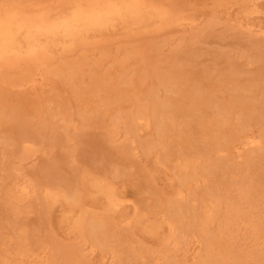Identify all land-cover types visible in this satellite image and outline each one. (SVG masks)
Listing matches in <instances>:
<instances>
[{
	"label": "bare ground",
	"instance_id": "obj_1",
	"mask_svg": "<svg viewBox=\"0 0 264 264\" xmlns=\"http://www.w3.org/2000/svg\"><path fill=\"white\" fill-rule=\"evenodd\" d=\"M206 1H215L217 8L240 7V20L246 22L263 13L260 4L264 0ZM196 23V17L172 0H0V78L19 69L16 86L43 85L49 77L67 69L55 65L58 52L63 56L99 36L122 29L158 32L173 26L194 28ZM216 24L215 19H209V27ZM245 30L264 34V28L255 23H248ZM159 77L161 83L170 84L175 93L188 101L187 106L154 98L133 112L116 114L106 142L116 144L120 124L126 126L127 134L137 133L143 123L147 127L154 125L158 138L146 140L141 146L145 152H156L157 167L172 163L179 183L174 195L162 208H136L131 217L125 211L121 219L112 222L110 214L125 210L131 202L117 185L119 165L110 162L99 169L72 160L69 173L54 168L41 178L26 175L20 179L22 166L35 156L40 140L24 134L12 143L11 138L1 137L13 145V153L5 161L1 178L5 185L0 194V216L5 215L6 225L14 232L0 242V259L5 258L1 247L11 240L17 242L14 254L34 255L42 248L43 240L32 241L34 238L19 221L25 201L33 198L46 213L64 203L60 222L68 233L80 238L79 243L59 254L56 264H89L84 253L87 243L92 252L104 253L103 264L110 253L115 257L126 254L129 261L137 262L144 247L122 234L123 224L158 239L165 247L161 253L169 262V245L175 252L187 254L193 248L194 252L198 250L197 244L202 243L205 255L194 264H264V247L240 250L232 241L242 225L251 228L255 239L264 238V129L259 136L252 135L255 114L248 89L230 75L225 78L230 99L211 97L205 103L197 96L200 88L195 82L182 79L184 83L173 74ZM205 104L213 108L210 117L206 116ZM262 110L259 117L264 123V103ZM248 146L257 148L246 157L248 167L256 169L250 177L228 158L234 150L240 156V150ZM87 199L101 205L103 214L91 212ZM215 223L218 232L211 230ZM155 262L158 261L154 257L148 260V264Z\"/></svg>",
	"mask_w": 264,
	"mask_h": 264
},
{
	"label": "rangeland",
	"instance_id": "obj_2",
	"mask_svg": "<svg viewBox=\"0 0 264 264\" xmlns=\"http://www.w3.org/2000/svg\"><path fill=\"white\" fill-rule=\"evenodd\" d=\"M172 1L196 17L194 28L173 26L158 32L138 29L108 32L89 45H80L74 52L63 56L58 52L55 65L67 69L64 73H55L52 79L48 76L43 85L16 86L19 69L2 74L0 194L5 185L1 181L5 161L13 153V145L5 143L1 137H9L10 142L16 143L28 134L38 138L40 145L32 160L22 166L20 179H25L26 175L41 178L54 168L69 173L72 160L99 169L115 162L121 169L117 178L119 191L131 202L125 210L110 214L112 222L121 219L125 211L131 217L136 208L143 211L153 206L162 208L179 183L172 163H168V167H157L156 152L142 149L144 141L158 138L155 126L147 127L143 123L137 133L127 134L126 126L120 124L115 145L107 144L106 135L116 114L133 112L149 105L151 99L187 106L188 101L175 93L173 86L161 83L159 76L164 74L195 82L200 88L197 96L205 103L211 97L228 101L230 93L225 78L234 75L251 95L255 114L251 122L252 135L261 134L264 129L259 117L264 103V34L248 33L245 26L255 23L264 28V1L260 4L263 13L250 22L240 20L238 6L229 9L217 8L215 1ZM209 19H215L217 24L209 27ZM71 73L73 75L69 76ZM205 106L206 116H212L213 108ZM234 122L232 119L231 123ZM256 151L255 146H248L240 150V156L234 150L228 158L250 177L256 169L248 167L246 157ZM261 170L264 171V167ZM87 204L91 212L103 214L101 205L88 199ZM63 206L64 203H58L46 213L33 198L26 200L19 221L34 238L32 241L43 240L42 248L34 255L14 254L17 242L11 240L1 247L5 258L0 259V264H56L63 250L79 243L78 234L68 233L60 222ZM6 223L5 215L0 216V242L14 232ZM218 229L217 223L211 227L213 232ZM165 230L168 233V228ZM120 231L128 234L131 242L144 247L141 258L135 262L129 261L126 254L115 257L110 253L106 264H148L153 257L158 261L155 264H194L205 255L202 243L197 244L198 250L194 252L193 248L187 254L175 252L173 245H169L168 256L172 257L169 262L161 253L165 247L158 239L140 234L130 225L123 224ZM232 241L240 250L264 247V238L255 239L251 228L245 225L235 231ZM84 253L89 264H103L104 253L92 252L89 243Z\"/></svg>",
	"mask_w": 264,
	"mask_h": 264
}]
</instances>
